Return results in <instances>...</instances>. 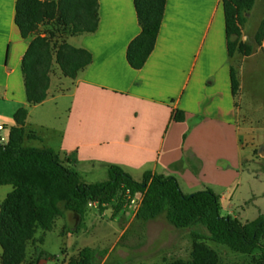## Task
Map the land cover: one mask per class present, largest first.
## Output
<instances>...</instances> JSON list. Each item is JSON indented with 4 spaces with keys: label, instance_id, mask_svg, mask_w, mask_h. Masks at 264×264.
<instances>
[{
    "label": "crops",
    "instance_id": "1",
    "mask_svg": "<svg viewBox=\"0 0 264 264\" xmlns=\"http://www.w3.org/2000/svg\"><path fill=\"white\" fill-rule=\"evenodd\" d=\"M15 1L0 0L1 135L7 136L9 127L15 125L14 112L24 107L22 143L52 148L61 158H68L81 176L107 172V166L115 164L135 180L147 171L174 176L183 193L181 185L193 192L202 182L200 189L211 188L220 196L221 212L229 213L226 192L231 182L223 181L234 172L224 164L238 163L241 134L247 130L240 118L239 88L235 95L231 93L229 70L233 60L240 67L255 53H264V35L257 45L252 43L254 33L244 34L241 28V40L251 45V53L230 56L222 0H166L154 47L144 64L133 68L126 58L129 42L140 32L133 0H97L98 22L92 32L68 34L53 20H44L25 38L14 23ZM37 35L49 36L51 44L65 41L83 48L91 61L73 78L62 75L54 63L46 98L28 104L20 65ZM176 111L183 114L182 120L174 119ZM29 132L36 137H27ZM95 210L88 207L78 219L64 212L54 218L52 228L60 221L62 233L68 220L84 223L92 236L84 246L100 248L106 232L102 227L91 230L101 224ZM123 213L112 207L113 221L118 222ZM154 219L141 223L146 232L154 229ZM167 224L175 239L181 232L189 235L187 229ZM128 227L129 223L118 231L114 228L115 237L100 264L111 256ZM40 236L42 242L33 241L28 248L27 261L32 264H47L46 258L37 259L33 251L45 242V233L36 232V239ZM84 246L62 250L53 264H64ZM125 254L118 257L124 259Z\"/></svg>",
    "mask_w": 264,
    "mask_h": 264
},
{
    "label": "trees",
    "instance_id": "2",
    "mask_svg": "<svg viewBox=\"0 0 264 264\" xmlns=\"http://www.w3.org/2000/svg\"><path fill=\"white\" fill-rule=\"evenodd\" d=\"M255 0H222L224 29L228 54L251 53L250 44L241 41V28L246 13ZM140 32L129 42L126 58L133 68H140L152 51L163 17L166 0H133ZM44 20H53L64 33L92 32L97 27V0H16L14 23L21 37L36 30ZM264 15L257 25L254 41L261 44ZM90 53L65 41L51 44L49 36L37 35L30 40L21 60L25 99L28 104L42 102L47 95L52 65L62 75L73 78L89 64ZM231 93L235 95L239 81L233 67L229 70ZM26 108H18L6 140H0V185H11L0 202V264H32L27 261L28 248L38 229L50 230L56 216L71 211L79 216L89 202L98 212L112 204L114 211L122 207L125 190L142 195L134 215L145 223L159 215L178 229H187L191 238L188 259L163 260L161 264H220L217 251L206 241L226 246L230 251L249 256L245 264H264V214L249 222L221 213L220 196L211 188L183 193L174 176L144 172L141 180L133 179L115 164L107 166L108 179L85 182L68 158H61L49 147L24 145ZM174 119L183 114L176 111ZM35 138L32 132L27 134ZM123 236V235H122ZM37 259L46 258L43 250L34 248ZM107 250L84 246L64 264H100ZM108 257L101 264H111ZM118 264V263H117Z\"/></svg>",
    "mask_w": 264,
    "mask_h": 264
},
{
    "label": "rangeland",
    "instance_id": "3",
    "mask_svg": "<svg viewBox=\"0 0 264 264\" xmlns=\"http://www.w3.org/2000/svg\"><path fill=\"white\" fill-rule=\"evenodd\" d=\"M263 15L264 0H255L252 8L247 12L246 21L242 26L244 34L252 35L255 33ZM60 29L63 31L62 28ZM251 39L252 43L256 44L254 36ZM243 42L247 43L246 40ZM238 64L237 60L232 61V67L240 84L237 100L240 118L242 125L247 130L241 134L242 148L238 163L231 165L230 162H225L224 164V168H230L234 174L231 177L226 176L223 182L227 184L231 182V186L226 192V200L230 204L228 214L237 218L241 223H245L254 220L260 214H264V53L257 52L243 61L240 67ZM82 178L85 182H99L108 179V173L98 170L82 175ZM230 178L232 179L230 180ZM200 184L203 183L200 182L192 190L202 188ZM181 186L185 193L190 192V189L185 188L184 185ZM10 189L11 185H0V202ZM214 190L219 192L224 189L223 187H214ZM111 211V205H107L103 212H98L96 209L94 215L98 221H101V224H96L91 229L97 231L100 229L99 227H102V230H105L106 236L101 241L99 249L107 250L115 237L114 228L115 231H118L122 226L129 223V227L119 238L111 253L110 262L118 264H161L163 260L189 258L190 236L187 232H181L180 238L175 239L172 236V227L167 224L163 215L156 217L152 222L155 223L154 229L146 232L144 226L134 216L123 213L119 217L120 219L123 216L121 221L117 219L118 222H115L112 219ZM65 212L74 215L77 219L79 217L74 212ZM221 213L227 215L226 210ZM60 227V221H56L51 230H37V233H45V242L42 245L37 244L35 248L44 251L47 264L56 262L62 250L66 248L69 250L72 245L84 246V244L92 241V236L87 233L89 227L86 228L84 223L76 225L74 220H68L62 233ZM206 242L217 251L220 264H245L249 260V256L232 252L222 244L209 240ZM122 252L126 253L124 259L118 257Z\"/></svg>",
    "mask_w": 264,
    "mask_h": 264
},
{
    "label": "built area",
    "instance_id": "4",
    "mask_svg": "<svg viewBox=\"0 0 264 264\" xmlns=\"http://www.w3.org/2000/svg\"><path fill=\"white\" fill-rule=\"evenodd\" d=\"M0 129H2V125H0ZM0 140L5 141L6 137L3 135H0ZM142 195L138 192H135L133 195L129 192V190H125L122 194V207L121 209L125 212V214H128L129 216H134L140 203H141ZM113 203H116V200L114 199L112 201L111 205ZM87 207H95V203L89 202L87 204Z\"/></svg>",
    "mask_w": 264,
    "mask_h": 264
}]
</instances>
